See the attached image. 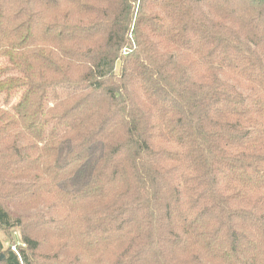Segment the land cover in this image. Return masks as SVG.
<instances>
[{"label":"trees","instance_id":"16d2710c","mask_svg":"<svg viewBox=\"0 0 264 264\" xmlns=\"http://www.w3.org/2000/svg\"><path fill=\"white\" fill-rule=\"evenodd\" d=\"M0 264H264V0H0Z\"/></svg>","mask_w":264,"mask_h":264},{"label":"rangeland","instance_id":"374dc122","mask_svg":"<svg viewBox=\"0 0 264 264\" xmlns=\"http://www.w3.org/2000/svg\"><path fill=\"white\" fill-rule=\"evenodd\" d=\"M5 65H6L5 61L0 60V69L4 68ZM10 237L11 238H9V240H8L7 237L5 236V234L0 232V239L3 242V248L4 249H7L8 247L10 249L12 247H16V250H17V246H24L21 242V235H20V232L18 230L11 232Z\"/></svg>","mask_w":264,"mask_h":264},{"label":"built area","instance_id":"2783aa9c","mask_svg":"<svg viewBox=\"0 0 264 264\" xmlns=\"http://www.w3.org/2000/svg\"><path fill=\"white\" fill-rule=\"evenodd\" d=\"M11 249H12L13 252H15V247H12Z\"/></svg>","mask_w":264,"mask_h":264},{"label":"water","instance_id":"95a60500","mask_svg":"<svg viewBox=\"0 0 264 264\" xmlns=\"http://www.w3.org/2000/svg\"><path fill=\"white\" fill-rule=\"evenodd\" d=\"M0 259H2V257H0Z\"/></svg>","mask_w":264,"mask_h":264}]
</instances>
